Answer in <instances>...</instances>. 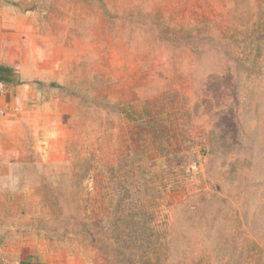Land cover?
<instances>
[{
	"label": "rangeland",
	"instance_id": "374dc122",
	"mask_svg": "<svg viewBox=\"0 0 264 264\" xmlns=\"http://www.w3.org/2000/svg\"><path fill=\"white\" fill-rule=\"evenodd\" d=\"M2 41L54 74L0 152V264H264V0H0Z\"/></svg>",
	"mask_w": 264,
	"mask_h": 264
},
{
	"label": "crops",
	"instance_id": "0c3cea01",
	"mask_svg": "<svg viewBox=\"0 0 264 264\" xmlns=\"http://www.w3.org/2000/svg\"><path fill=\"white\" fill-rule=\"evenodd\" d=\"M5 26L9 25H2ZM39 57L26 46L18 47L12 42H0V66L7 68L9 72L0 80V152L12 146L11 137L19 135L20 117L16 114L17 110L21 109L23 119L33 111L39 90L35 82L53 78L54 73L46 68L51 64Z\"/></svg>",
	"mask_w": 264,
	"mask_h": 264
},
{
	"label": "trees",
	"instance_id": "16d2710c",
	"mask_svg": "<svg viewBox=\"0 0 264 264\" xmlns=\"http://www.w3.org/2000/svg\"><path fill=\"white\" fill-rule=\"evenodd\" d=\"M8 74H9L8 69L0 66V80H2V77H4L5 75H8ZM255 117H256V120L254 121V123H255L254 126H257V124L259 123V117L260 116L258 114H256ZM251 128H253V130H255L254 127H251ZM217 140L224 142L226 144V142L228 141V134H226L225 136H222V135L220 136V134H219L217 136ZM233 144H234V142H233ZM234 145H235V147L237 146V144H234ZM246 149H249V143H248ZM250 190H251L250 194H252V195H254V197H256V199H257L256 202L258 205L256 206V210L254 211L252 221L250 222L249 231H253L252 229H254V227H258L259 229H261L263 227V230H260V231L263 232L261 234L264 237V178L260 179L259 181H257V183L252 185L250 187ZM250 197H252V196H250ZM258 202H260V203H258ZM261 247L264 248V246H261ZM19 264H34V263L20 262Z\"/></svg>",
	"mask_w": 264,
	"mask_h": 264
}]
</instances>
